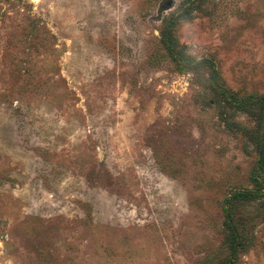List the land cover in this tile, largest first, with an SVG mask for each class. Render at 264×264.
Listing matches in <instances>:
<instances>
[{
  "label": "rangeland",
  "instance_id": "1",
  "mask_svg": "<svg viewBox=\"0 0 264 264\" xmlns=\"http://www.w3.org/2000/svg\"><path fill=\"white\" fill-rule=\"evenodd\" d=\"M263 111L264 0H0V264H264Z\"/></svg>",
  "mask_w": 264,
  "mask_h": 264
},
{
  "label": "trees",
  "instance_id": "2",
  "mask_svg": "<svg viewBox=\"0 0 264 264\" xmlns=\"http://www.w3.org/2000/svg\"><path fill=\"white\" fill-rule=\"evenodd\" d=\"M165 35V41L167 43V48L169 49V51L171 53H173L174 57H176V55L178 54H174V51L176 49V42H175V37L173 35V32L171 30V27L168 29V31L164 34ZM220 90L225 93V94H229L230 92L225 89V88H220ZM230 95H234L232 93H230ZM260 101H263V98L262 97H259L258 98ZM260 126H263L264 125V111L260 114ZM260 136V139L261 137L263 138L264 135L262 133L259 134ZM261 154H260V157H259V160L257 162V167L260 168L262 166V164L264 163V146H262L261 148ZM232 219L229 218V232L231 234L230 236V239L233 240L236 238V227L234 225H232ZM230 248H232L233 251H235L237 249V246L236 245H233V243L230 245Z\"/></svg>",
  "mask_w": 264,
  "mask_h": 264
}]
</instances>
